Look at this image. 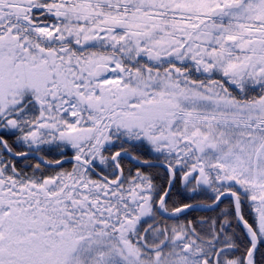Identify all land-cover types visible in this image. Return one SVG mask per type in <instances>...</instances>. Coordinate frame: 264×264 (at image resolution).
<instances>
[{"label":"snow or ice","instance_id":"6c2138e0","mask_svg":"<svg viewBox=\"0 0 264 264\" xmlns=\"http://www.w3.org/2000/svg\"><path fill=\"white\" fill-rule=\"evenodd\" d=\"M0 264H264V0H0Z\"/></svg>","mask_w":264,"mask_h":264}]
</instances>
